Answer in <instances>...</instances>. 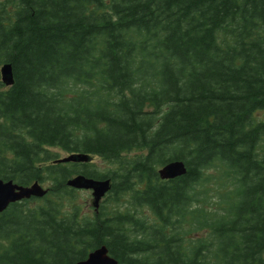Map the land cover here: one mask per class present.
I'll use <instances>...</instances> for the list:
<instances>
[{"label":"trees","instance_id":"trees-1","mask_svg":"<svg viewBox=\"0 0 264 264\" xmlns=\"http://www.w3.org/2000/svg\"><path fill=\"white\" fill-rule=\"evenodd\" d=\"M4 63L0 178L47 193L0 212V264H264V0H0Z\"/></svg>","mask_w":264,"mask_h":264},{"label":"water","instance_id":"water-1","mask_svg":"<svg viewBox=\"0 0 264 264\" xmlns=\"http://www.w3.org/2000/svg\"><path fill=\"white\" fill-rule=\"evenodd\" d=\"M1 81L10 86L13 82L12 68L9 63H4L0 66ZM90 156L82 152H72L64 157L54 160L55 163L65 162H88ZM186 172L185 164L182 160H173L165 163L158 168L157 173L162 180L173 179L184 175ZM66 184L75 189L91 190V205L96 212L99 208L102 198L111 188V179H94L86 177L82 174H77L70 177ZM47 189L35 181L30 185H21L13 180H3L0 178V212L4 211L9 204L20 201L25 198L42 197L46 194ZM74 264H117L116 259L108 254L107 248L102 245L88 253L83 260L77 261Z\"/></svg>","mask_w":264,"mask_h":264},{"label":"rangeland","instance_id":"rangeland-1","mask_svg":"<svg viewBox=\"0 0 264 264\" xmlns=\"http://www.w3.org/2000/svg\"><path fill=\"white\" fill-rule=\"evenodd\" d=\"M257 116L261 115V112L259 111L257 114ZM50 150L56 154H58L59 157L65 156L67 153H65L64 151H62L61 149H58L57 147H52L50 148ZM91 162H92V166L93 168L101 171V172H105L111 169H114V165L109 163L106 160H103L101 158L98 157H92L91 158ZM44 187H46V184H43ZM78 198L80 201H84V200H88V204L90 206V200H91V192L89 190H83L81 192H79L78 194ZM105 197L103 198L102 201H104ZM101 204V203H100ZM203 233H198V235H202Z\"/></svg>","mask_w":264,"mask_h":264}]
</instances>
